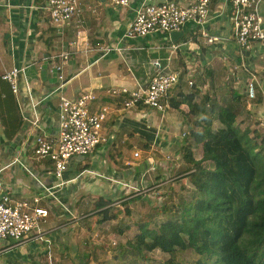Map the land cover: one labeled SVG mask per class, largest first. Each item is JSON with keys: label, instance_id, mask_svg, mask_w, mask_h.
<instances>
[{"label": "crops", "instance_id": "1", "mask_svg": "<svg viewBox=\"0 0 264 264\" xmlns=\"http://www.w3.org/2000/svg\"><path fill=\"white\" fill-rule=\"evenodd\" d=\"M165 1L180 7L195 2L131 0L129 8L115 9L101 0H79V16L58 30L42 0H0V75L26 68L17 95L0 80V194L18 201L40 197V206L49 211L39 239L17 246L9 241L0 243V264H63L62 258L71 264L83 263L92 253L85 250L89 233L84 227L90 229L97 217L94 214L104 209H98L100 203L119 208L126 202L132 210L139 201L154 217L159 213L155 207H146L150 199L145 204L139 197L143 192L150 198L152 193L145 192L150 188L168 193L163 197L168 200L178 192L182 204L188 195L182 185L191 173L183 149L189 146L194 151L197 147L191 139L185 143L194 121L189 107L175 109L171 105L182 94H195L194 101L203 104L202 116L212 104L216 105L215 118L222 106L234 109L236 126L249 134L264 156V45H255L249 52L237 46L226 0H211L208 19L202 24L186 23L177 43L164 32L127 37L138 10ZM262 17L264 20V4ZM203 33L219 41L207 45ZM156 61L161 69L155 66ZM158 71L180 75L179 85L165 99V113L148 108L127 111L122 100L110 97L113 88L144 89ZM252 80L254 99L247 90ZM84 93L97 96L92 109H109L102 129L107 142L92 156L72 160L60 182L49 161L32 157L33 142L38 135L57 133L62 98L75 101ZM16 114L21 126L7 139L4 130L13 127L7 120ZM219 125L215 121V127ZM18 157H23L36 178L11 166ZM43 186L51 189L54 197ZM122 218L117 216V221ZM155 222L149 221L153 227ZM103 232L102 238L108 233Z\"/></svg>", "mask_w": 264, "mask_h": 264}, {"label": "trees", "instance_id": "2", "mask_svg": "<svg viewBox=\"0 0 264 264\" xmlns=\"http://www.w3.org/2000/svg\"><path fill=\"white\" fill-rule=\"evenodd\" d=\"M194 100V93L182 94L177 103H171L175 109L189 107L194 121L185 143L191 139L202 150L201 159L196 160L189 146L183 149L191 172L190 200L157 209L167 216L154 227L138 225V235L128 242L130 255L143 257L159 250L173 259L177 251L190 249L198 256L195 264H264V156L249 134L236 126L234 109L222 106L215 118L212 104L202 116L203 104ZM17 119L16 114L7 120L13 124L4 130L7 139L19 130L21 119ZM108 205H98L104 208L100 224L117 217H110ZM141 261L145 259L129 264H150Z\"/></svg>", "mask_w": 264, "mask_h": 264}, {"label": "built area", "instance_id": "3", "mask_svg": "<svg viewBox=\"0 0 264 264\" xmlns=\"http://www.w3.org/2000/svg\"><path fill=\"white\" fill-rule=\"evenodd\" d=\"M115 9H126L131 0H101ZM51 24L58 30L69 25L80 14L79 0H42ZM229 5L233 39L245 52L255 45H264V20L262 7L264 0H226ZM211 0H195L187 7H180L172 1L146 4L137 11L127 29L128 38L145 37L155 32L172 33L188 23H204L210 16ZM205 44L212 45L219 38L203 33ZM155 66L161 67L156 61ZM161 69V68H160ZM26 76V68H13L0 75V80L9 84L12 92L18 94L21 77ZM62 79V77H60ZM180 83V75L174 72L158 71L144 89L130 90L126 87L113 88L110 97L122 100L125 110L148 108L165 113V99ZM255 80L247 85L251 99L256 97ZM194 86L193 82L189 83ZM94 93H84L77 100L61 99L59 127L54 135H38L33 142V158H49L54 177L62 182L72 160H84L92 156L96 149L107 142L102 134L109 109H92L97 100ZM138 156V154H136ZM11 166L26 170L32 177L23 157L16 158ZM36 178V177H35ZM44 188V186H43ZM52 197L51 189L44 188ZM41 198L32 201H18L11 196L0 194V243L9 241L17 245L39 239L41 229L47 223L49 211L40 206Z\"/></svg>", "mask_w": 264, "mask_h": 264}, {"label": "rangeland", "instance_id": "4", "mask_svg": "<svg viewBox=\"0 0 264 264\" xmlns=\"http://www.w3.org/2000/svg\"><path fill=\"white\" fill-rule=\"evenodd\" d=\"M9 85V84H8ZM11 89V88H10ZM12 91V90H10ZM8 92V91H6ZM14 117V116H12ZM13 119V118H12ZM0 128H2L0 126ZM0 136H2V129L0 131ZM193 155L196 158L202 157V150L200 147H196L194 151H192ZM36 160H44L49 161V158H37ZM159 190V189H158ZM158 190H151L148 188L145 190V192L152 193L149 197H145L143 192L139 193V197H141L142 201L146 204L147 200L150 199L149 204H146V207L149 206L155 207L154 210L162 209L161 206H168V204H171L169 206H178L181 204V198H179L178 192L176 193V196H171V199H165L163 198L164 195H167L168 193L162 192L161 189L159 192ZM187 190V191H186ZM182 191L187 192L188 195L186 196L187 200H190V196L188 191H192V186L190 183H185L182 185ZM181 194V192H179ZM169 201V202H168ZM137 204L134 206V208L131 210V206L128 205V203H122V205L118 208L115 206L112 208V211L110 212V217H113L114 215H117L119 217H123L122 220L117 221V217L115 219H110L107 224L103 227H99L100 224H98L99 214L93 217L94 220H92V225H90V229H87L88 226H85L84 228L88 231L89 236L86 238L87 248L86 251H91V254L86 255V260L81 264H129L131 261L138 262V259H145V261H141L144 263H150V264H170V261L174 264H195V262L198 259V256L193 250L188 249L187 251H177L174 255L173 259L172 256L168 254H163L159 250L152 252V253H145L143 257H139L133 253H131V247L129 245V241H132L136 235H138V225L149 223V221H156L155 223L162 221L167 216L166 214H162L158 212L154 217H151L149 212H147V209L145 206H143L139 201H136ZM142 202V203H143ZM132 202L131 204H133ZM151 204V205H150ZM158 207V208H157ZM118 209V212H116ZM129 212L132 214H129ZM150 215V217H149ZM132 216V217H131ZM158 216V217H157ZM131 225L135 227L134 230L131 229ZM114 227L115 231L111 228ZM150 227H153L150 225ZM102 229V230H101ZM117 229H122L123 233L120 234ZM130 229V230H129ZM110 230V231H109ZM102 231V233H100ZM108 232L106 236L102 238V235H104V232ZM99 233V234H98ZM126 233V234H125ZM102 249V250H101ZM93 257V258H91ZM172 259V260H170ZM59 263V262H58ZM63 264H71V262L67 261L65 258H62Z\"/></svg>", "mask_w": 264, "mask_h": 264}, {"label": "water", "instance_id": "5", "mask_svg": "<svg viewBox=\"0 0 264 264\" xmlns=\"http://www.w3.org/2000/svg\"><path fill=\"white\" fill-rule=\"evenodd\" d=\"M169 36L172 42L177 43L183 37V32L182 31L172 32L170 33Z\"/></svg>", "mask_w": 264, "mask_h": 264}]
</instances>
